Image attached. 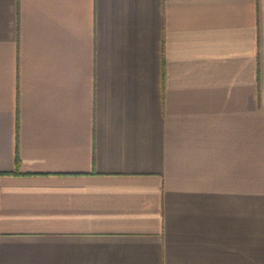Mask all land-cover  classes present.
<instances>
[{"label":"crops","instance_id":"0c3cea01","mask_svg":"<svg viewBox=\"0 0 264 264\" xmlns=\"http://www.w3.org/2000/svg\"><path fill=\"white\" fill-rule=\"evenodd\" d=\"M0 264H264V0H0Z\"/></svg>","mask_w":264,"mask_h":264},{"label":"trees","instance_id":"16d2710c","mask_svg":"<svg viewBox=\"0 0 264 264\" xmlns=\"http://www.w3.org/2000/svg\"><path fill=\"white\" fill-rule=\"evenodd\" d=\"M17 162H18V158H17Z\"/></svg>","mask_w":264,"mask_h":264}]
</instances>
